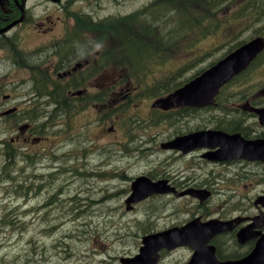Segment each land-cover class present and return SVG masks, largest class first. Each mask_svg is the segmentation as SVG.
I'll list each match as a JSON object with an SVG mask.
<instances>
[{
    "label": "flooded vegetation",
    "instance_id": "1",
    "mask_svg": "<svg viewBox=\"0 0 264 264\" xmlns=\"http://www.w3.org/2000/svg\"><path fill=\"white\" fill-rule=\"evenodd\" d=\"M98 1L86 0L92 9L93 4ZM145 8L143 6L141 10L144 11ZM94 11L81 14L84 18L93 15ZM110 16L117 17V14ZM111 28L112 30L99 31L90 25L69 23L65 0H0V158L9 155L4 148L9 143L14 160L35 157L42 161L37 169L46 170L54 168L48 161L52 153L56 152L55 155L65 165L67 186L72 182L69 180H81L95 173L87 165L98 166V162L92 161L93 157H85L84 166L79 165L84 145L77 143L78 146L74 148L70 146L78 140L81 142L80 137L87 135L86 126H89L88 130H95L101 135L109 122L112 125L109 131L116 133L118 129L115 114L118 105L125 103L130 97L131 89L127 88L125 92L118 90L114 68L116 54L113 52L108 57L106 52L103 56L101 53L114 46L118 39L125 37L123 30L117 31V25ZM134 28L135 32L147 33L143 27ZM126 32L130 37L135 33ZM253 69L259 82L248 93H243L239 103H232L235 104L232 107L222 108L216 105L214 108L193 110L175 107L171 110L176 114L171 122L178 125L182 122L190 123V126L175 129L172 136L158 142L152 138L161 149L159 153L153 154L156 159L151 160L153 165H150L149 171L147 169V172L133 176L122 172V175L130 179L129 187L144 176L152 183L165 182L168 193L160 196L162 199L187 203L184 211L187 219L176 222L177 225L174 226L182 227L195 219H200L203 223L213 220L236 222L232 231L218 233L207 243L182 246L174 251L164 252L162 257L174 252H186L181 264H188L197 247L214 246L219 261L238 260L250 254L264 234V227H253L259 237L245 243L239 242L240 230L256 223L258 220L253 221L257 217L264 220V208L256 203L261 195L254 201L250 197H254L258 189L264 187L263 156L257 153L252 160L243 157L228 159L219 152L223 147L217 141H212L211 145L214 147H199L187 153L162 148L163 144L177 137L199 131L237 135L241 145L264 141V58H259ZM213 109H218L221 113L213 115ZM233 110H236V114L230 113ZM156 111L161 116L158 127L160 125L165 128L167 120L164 116L168 112ZM199 111L203 114L198 113ZM87 114V120H81L76 126L72 125L73 117L80 115L84 118ZM205 114H209V120L198 122ZM193 123L196 125L193 126ZM54 132L58 137L51 136ZM108 149L104 152V157L112 153ZM122 154L127 155V152ZM99 164L102 165L99 166V174L117 175L105 170L109 165L106 159ZM112 167L116 166L113 164ZM218 171L236 172L235 175H225V180L235 176L240 183L223 185V177L215 180V183L211 180L205 183V173L206 176H212L213 172ZM89 182L85 187L77 186L80 190L98 187L94 181ZM191 192L210 193V197L217 192L234 193L235 196L223 202L224 205L209 209L208 200H197L189 195L178 197L182 193ZM259 192L264 193V190ZM100 193H103L102 197H98ZM110 196L113 198L106 188H102L94 190L92 196H80L83 206L78 201L75 202L78 208L93 209L109 201ZM234 197L238 200L232 201ZM150 199L144 202H150ZM235 202V206L229 209Z\"/></svg>",
    "mask_w": 264,
    "mask_h": 264
},
{
    "label": "rangeland",
    "instance_id": "2",
    "mask_svg": "<svg viewBox=\"0 0 264 264\" xmlns=\"http://www.w3.org/2000/svg\"><path fill=\"white\" fill-rule=\"evenodd\" d=\"M154 1L155 0H99L97 3L93 4V9L95 10L93 15L97 17H106L112 14H117V16L125 17L133 12L139 14L143 6L148 8ZM242 1L245 2L246 0ZM262 7H264V5ZM65 9L67 11H84L87 13L93 10L90 8L89 3L86 2V0H65ZM235 11L238 13L240 12L241 14L251 12L250 16H257L255 9L252 7H243L240 9L235 5H232L230 8L226 6L217 13L218 18L226 17V23L224 24L222 31L217 30L215 34L207 39L205 38L203 41H198L200 44H197V49L193 47L188 50L183 47L192 44V42L190 44L186 42V39H191V37L184 36L181 40L179 35V40L176 43L169 44V49L172 50L170 51L172 59L166 64L162 63L151 68V73L149 74L150 77L145 85H153L155 82L170 78L171 75L176 72H174V70L181 65V68H179L183 69L181 80L187 79L188 76H192L197 71L203 69V67L208 66L212 61L217 60L229 49L234 41H244L250 38L254 33L258 32V29L251 31L248 30V27L244 30L246 26L243 24L244 17H241V15L234 16L231 19V16ZM156 13V15H158L161 12L156 11ZM147 14L148 13L145 15ZM150 14L148 16H150ZM171 16L176 15L171 12L168 17L165 16L162 20L171 21ZM152 20L153 19L150 17L149 24ZM141 21L142 18L136 16L133 17V20L128 25L127 22L123 21L120 23L119 27L127 28L128 26V32L132 33L136 31L132 26L141 25ZM169 21L166 25V30L174 28V25ZM250 21H252L251 17ZM154 28L155 27L153 26L148 33L153 32ZM242 29L244 30L243 32H241ZM236 35H238V37L234 39ZM115 44L118 46V41ZM101 53L103 56L104 51L102 50ZM198 53H200L199 60L187 65L186 62L189 58L193 55H198ZM115 56L116 59L119 58L118 55ZM114 68L118 79L117 86H128L129 88H131L132 84L134 88L137 86L135 81L130 82L125 80V68L118 61H115ZM258 82L259 80L256 71L251 70L250 72H247L239 78L236 82L237 84L228 88L224 99L227 103L222 104H224L225 107L232 105L228 102V99L236 98L237 95L248 88L249 85H254ZM118 90L120 91L121 87H119ZM144 101H147L150 104L153 100H141L139 97L133 95L129 97L125 103L120 105L115 114L117 117L116 127L119 129L116 133L109 131L110 126H112L109 122H107L108 126L106 130L102 131L101 135L95 130H88L89 126H86L85 129L87 135L80 137L81 142L78 140L75 144L70 146V148H74V146H78L77 143L84 145L82 159L79 162L80 166H84L85 161L83 159L85 157H93L92 161L98 162V166L96 164L90 165L87 163L89 168L94 170L95 173L88 175L86 178L94 181L98 186L96 188L80 190L77 185H80L81 187H85L86 185L84 184V181L78 179L69 180L72 182L70 186H67L65 184V176L60 175L62 170L57 172L53 171L54 173H42V169H37V166L34 163H30L29 161L24 162L22 160H11L12 165L10 175L14 176L15 181L10 183V185H4V183H2V180L4 179L0 178V220L13 218L14 220L20 219L26 222L25 227L21 229L27 231L25 239L28 240L31 236H35L40 242L44 241L49 245H51L59 236L56 233L52 235L41 234L42 227L45 225V219L43 217L47 216L52 223L53 221L59 223L54 231H60V234H62V230L65 229V252L59 251L51 254V257H54L52 262L57 261L59 264H121L119 261L121 257L133 255L139 251L142 244V237H140V235L143 228H146V231L166 229L176 222L186 220L187 216L184 211H186L187 203L185 201L172 200L169 198L162 199V197L158 195L153 196V198L150 199V202L142 201L138 203L134 209H131L132 212L126 210V200L131 191V187H129L131 182L130 179L128 180L122 175V172L124 171L128 175L133 176L145 173L147 172V169L149 171L150 165H153L151 160L156 159L153 154L159 153V149H161L160 145L154 142L152 138L158 142L172 136L175 129L179 130L190 126V123L182 122L181 125H178L176 122L167 121L165 128L160 125L158 127V120H161V116H159L158 113L155 115L153 111H149V105L146 106ZM198 113L203 114V112L200 111ZM207 115L205 114V116L203 115V118H199L198 122H207L209 120ZM87 118L88 114L84 116V118L79 115L78 117H73L71 123L73 126H76L81 120L85 121ZM194 125L196 124L193 123V126ZM126 130L134 131L128 132ZM63 140L65 141V136L63 137ZM107 149L108 152L112 153L104 157V152ZM121 152H127V155H123ZM131 154L134 156L131 157ZM105 159L109 162V165L105 170L110 173H116V176H114V174L105 173V175H101L98 173L99 166H102L99 163ZM4 161L5 158H0V174L2 175H4L5 172V170H3ZM113 164L116 167H112ZM225 171L213 172L212 176L210 174L206 176L207 173H205L203 176L205 183L210 180L215 183V180H220L222 177L224 179V181L221 180L223 185L228 183H240L235 176L234 180H232L231 177H228V180H225V175L231 176L232 174H236V172L234 173L233 171H227L231 173H226ZM51 174L57 176L55 184L57 186H61L62 184L64 192L61 193L58 192L57 189H51V186H53L50 179ZM33 177L37 179L36 183L34 182ZM24 183L28 185L33 183L32 189L29 193L23 194L21 197H13L15 195L14 193H10L8 197L6 196L8 189L14 185ZM34 187H36L35 190ZM220 187H222V185ZM102 188H106L107 192H109L115 199L113 200L110 196L108 198V200L110 199L109 202L101 208L87 210L82 207L78 209L83 210L82 215H89L83 222H87L85 224H89L91 228L88 229L86 236H84L85 239L82 242L80 241L74 244L73 241L75 238L71 237L73 235V229L76 230L77 226L74 225L75 223H70L68 217H65V226H63L64 223L59 221L61 220L60 216L62 215V209L65 207L66 210L69 206L76 211L75 209L78 207L75 201H78V203L83 206L80 196H92L94 190ZM259 190H264V187L258 189L254 197L250 196L253 201L258 195L263 194L260 193ZM233 194L234 193H232V196H235ZM102 195L103 193H100L98 194V197H102ZM51 197H55L57 203L45 207V202H50ZM230 197V194L227 196L224 195V193H215L213 197L208 200L210 201L208 204L209 209H212L215 206L219 207V205H224L223 202H227ZM235 200H238V198L234 197L232 199V201ZM235 204L236 202L233 203L229 209L234 207ZM241 204L246 205V203ZM16 207H20V212L30 210L31 208L33 209H31L30 212H26L25 215L17 216V211L14 209ZM179 211L182 212L178 214ZM92 215L96 217L91 218L90 216ZM145 223H149L150 225ZM3 225L6 226L4 223H0V261H2L1 257L14 256V260L7 264H16L21 256H17L18 253H23V249L17 248L18 246L15 247L16 242L20 239L19 236L21 231L18 230L20 229L19 227H15L16 229H14L13 227L6 226L5 228ZM2 229H7V231H3ZM25 245L26 244L23 242L19 246L23 247ZM70 246H73V249H70ZM185 256L186 252H174L163 256L160 264H181V260L184 259Z\"/></svg>",
    "mask_w": 264,
    "mask_h": 264
},
{
    "label": "trees",
    "instance_id": "3",
    "mask_svg": "<svg viewBox=\"0 0 264 264\" xmlns=\"http://www.w3.org/2000/svg\"><path fill=\"white\" fill-rule=\"evenodd\" d=\"M238 3H241V0H157L150 8V12H154L155 10V16L151 17L153 21L150 22L151 25H160L162 27V30L164 31L165 28V37L164 36H158L157 34L160 33L161 30L155 29L153 32L150 33H141V32H135L134 35L131 37L127 35V32L125 29L123 31L125 32V37L120 39L121 43L118 48H116V55H118L119 60H123L124 66L132 73L134 74H141L144 76H148L151 71V68H154L155 66H158L160 64H166L169 62L171 57V53L169 49V44H174L178 41V37L180 35L181 40L184 36H189L190 38L186 39V42L190 44L187 47H183L185 49H191L195 48L197 49V44L203 41L205 38L207 39L211 35L215 34L217 30L222 31L224 24L226 23V17L218 18L217 13L224 9L226 6L229 8L232 5H235L236 7L241 9V5H238ZM196 6V8H195ZM159 8H162L163 14L156 15V11H161ZM171 10V12H175L174 14L176 16H171V21L166 20L163 21L162 18L165 16H169L170 13H168V10ZM148 13V12H146ZM145 13V14H146ZM251 12H246L245 14H241L240 12H234V14L231 16V19L234 16H240L244 17L243 24H246V28H249L248 30H256L257 26L263 25V18L261 17V14H258L255 17L250 16ZM250 17L252 18V21H250ZM77 24H86V25H94L92 21H85L82 19L80 15L76 16ZM168 21L174 25V28H170L166 30V25L168 24ZM104 22V21H103ZM103 22L101 24L103 25ZM249 25V26H247ZM242 29L241 32L244 31ZM259 32H262L264 34V27H261L258 29ZM258 35V32L254 33L250 39L255 38V36ZM238 37L236 35L234 39ZM229 44V43H228ZM244 44L243 41H234L233 44L229 47V49L223 53L217 60L225 57L227 54H229L231 51L238 48L240 45ZM227 45V44H226ZM225 45V46H226ZM199 47V46H198ZM225 48V47H224ZM112 50H108V56L111 55ZM209 53V52H208ZM199 55H193L189 58V60L186 62L187 65H190L191 63L196 62L199 60ZM216 60V61H217ZM215 62V61H214ZM212 62V63H214ZM182 66V65H181ZM179 66L177 69L181 68ZM206 68V67H205ZM197 71L192 76H188L187 79H182V71L183 69H175L174 75L175 77H170L168 79H164V81H158L156 82L151 92L153 96L161 97L164 95L169 94L174 89H177L181 86H183L185 83L189 82L191 79H193L195 76L199 75L204 69ZM148 79L147 77L139 78V82H146ZM239 80V77L234 80L233 83L228 84L223 90L229 88L231 85L236 83ZM243 98V94L240 96H237L235 99L237 101H241ZM231 114H236V110H233V112H230ZM155 114V113H154ZM156 115V114H155ZM176 114H170L165 115V120L171 121L175 118ZM201 117V115H199ZM5 153L9 154L6 155L7 158H5L3 170H5L4 175L0 174V178L4 179L2 180V183L4 185H7L15 181L14 176L10 175L11 165H12V154L9 143H6L5 146ZM7 159V160H6ZM9 168V171H8ZM61 176H65V171H61ZM63 178V177H62ZM51 183L53 186H51V189L55 190L57 189L58 192H64L63 185L57 186L55 184V181L57 179V176L54 174L50 175ZM34 182L36 183L37 179L33 177ZM8 185V186H9ZM33 186V183L31 184H17L8 189L7 191V197L10 193H14L15 195L13 197H21L23 194H27L31 191ZM42 187V186H41ZM36 187H34V190ZM65 189V188H64ZM14 191V192H11ZM65 194V193H64ZM61 202V201H60ZM55 197L50 198V202H45V207L51 206L52 204H56ZM82 208V207H81ZM17 211L18 215H25L26 212H30V210L21 211L20 207L14 208ZM79 208L74 209L72 207H67L65 210V207L62 209L61 216L59 221H61L63 226H65V217L69 218L70 223H75L74 225L77 226V229H73V235L71 238H75L73 243L82 242L86 236V233L90 227V225L85 224L87 222H83L84 219L88 218L89 215H82L83 210H78ZM92 209V208H90ZM89 209V210H90ZM47 215V214H46ZM91 218H94L96 216L92 215ZM45 219L41 234L45 235H52V234H58L59 237L55 239V241L49 245L46 242H40L35 236H31L28 240L25 239V234L27 231L21 230L23 227H25L26 222L18 219L14 220L13 218H5L0 220L1 224H5L7 227H19V231H21L20 239L18 242H16L15 247L23 249V253H18L17 256H20V259L16 262V264H59L57 261L52 262L54 257H51L52 253H57L59 251L65 252V229L62 230V234H60V231H54L56 230L59 223L53 221L50 222V220L46 217H43ZM101 222V221H99ZM91 223V222H90ZM48 224V225H47ZM6 226L3 225V227L6 228ZM3 231H7V229H2ZM143 232V231H142ZM151 232V231H150ZM142 234H147L146 230H144ZM140 235V236H141ZM25 243L26 245L21 247L19 246L22 243ZM72 245V244H71ZM73 249V246H70V249ZM13 257H1L2 261H0V264H7L14 260Z\"/></svg>",
    "mask_w": 264,
    "mask_h": 264
},
{
    "label": "water",
    "instance_id": "4",
    "mask_svg": "<svg viewBox=\"0 0 264 264\" xmlns=\"http://www.w3.org/2000/svg\"><path fill=\"white\" fill-rule=\"evenodd\" d=\"M264 50V41L260 38L243 45L236 51L229 54L223 60L209 68L207 71L191 80L184 87L175 91L166 99L157 101L154 107L169 110L173 105L181 107H206L215 104V97L220 89L228 84L235 76L243 72ZM239 137L228 136L220 132L201 131L183 137L163 145L166 149L181 150L185 153L199 147H214L212 141L219 142L223 147V157L228 159L245 158L252 160L261 151V142L245 143L241 145ZM245 153V154H242ZM217 154V153H216ZM264 157V153L260 154ZM220 156V155H219ZM133 195L127 201L130 205L141 201L151 195L167 192L165 182L152 183L146 177L139 178L133 186ZM203 199L202 192L189 193ZM205 198V196H204ZM223 224L207 223L199 225L191 223L182 229H172L162 233L148 235L143 238V246L140 253L132 258H122V264H158L160 251L163 249L173 250L179 245H187L186 242L207 243L214 235L226 231ZM200 233L198 238L190 236ZM246 236L239 234V240L245 242ZM255 236H249V239ZM189 264H264V238L261 239L252 253L238 261L220 262L215 255L214 247H197L196 253Z\"/></svg>",
    "mask_w": 264,
    "mask_h": 264
},
{
    "label": "clouds",
    "instance_id": "5",
    "mask_svg": "<svg viewBox=\"0 0 264 264\" xmlns=\"http://www.w3.org/2000/svg\"><path fill=\"white\" fill-rule=\"evenodd\" d=\"M97 46H99V45H97Z\"/></svg>",
    "mask_w": 264,
    "mask_h": 264
}]
</instances>
